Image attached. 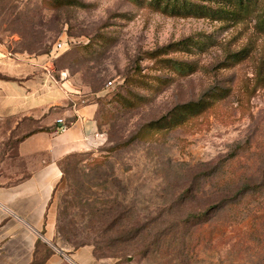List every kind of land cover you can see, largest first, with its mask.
I'll return each mask as SVG.
<instances>
[{"label": "rangeland", "instance_id": "374dc122", "mask_svg": "<svg viewBox=\"0 0 264 264\" xmlns=\"http://www.w3.org/2000/svg\"><path fill=\"white\" fill-rule=\"evenodd\" d=\"M152 1L0 0L6 49L45 55L54 78L79 92L77 105L98 104L102 136L73 161L104 162L102 186L96 173L83 172L86 202L113 207L125 228L107 230L111 213L99 220L78 203L67 207L75 229L60 239L71 248L76 239L99 240L90 246L108 264H264V0L236 21L174 16ZM62 40L68 48L52 52ZM181 40L192 46L163 57L170 62L149 57ZM199 99L208 107L179 126L138 130ZM8 127L0 121V172L25 165L13 141L37 128L25 124L7 138ZM136 132L142 141L115 148ZM67 190L56 192L57 214L80 199ZM116 235L124 242L111 246Z\"/></svg>", "mask_w": 264, "mask_h": 264}, {"label": "crops", "instance_id": "0c3cea01", "mask_svg": "<svg viewBox=\"0 0 264 264\" xmlns=\"http://www.w3.org/2000/svg\"><path fill=\"white\" fill-rule=\"evenodd\" d=\"M49 68L45 55L11 53L0 42V121L10 125L7 138L25 124L57 125L56 132H36L17 142L11 149L25 165L0 172V264H108L95 257L92 246L71 248L56 233L58 162L92 148L101 132L98 104L77 105L79 92ZM57 119L69 123L65 131L58 130Z\"/></svg>", "mask_w": 264, "mask_h": 264}, {"label": "trees", "instance_id": "16d2710c", "mask_svg": "<svg viewBox=\"0 0 264 264\" xmlns=\"http://www.w3.org/2000/svg\"><path fill=\"white\" fill-rule=\"evenodd\" d=\"M59 5L63 6H70L72 5V0H57ZM154 9H158L162 12L168 13L170 15L174 16H185V17H209L214 20H238V19H245L248 18L250 15L253 14V12L256 10V5L258 0H223L220 5H217L216 7H213L210 3L212 0H153L152 1ZM250 18V17H249ZM262 20V21H261ZM259 21H261L264 24V13H263V19L261 18ZM186 40H181L177 43H170L168 45H165L163 47L157 48L149 53V57L151 59H159L160 62L168 63L171 61V59H165L164 56L168 55L169 53H174L177 51H189V48H191V44L186 43ZM27 51V50H26ZM236 55V54H234ZM240 60L237 58L235 60V63L239 62ZM233 64V63H230ZM189 71H194L193 65H188ZM208 107V101L206 100H196V101H188L182 104H178L175 107H173L169 113L165 116H162L160 119L155 121L147 122L146 124L142 125L138 130H141L142 128L148 131L156 130V129H162L165 127H168L167 129H172L180 124L185 119H189V116H193L196 113H202L205 111V109ZM169 124V125H168ZM66 125H69V123H66ZM56 132L57 131V125H55L53 128L48 127H41V128H34L26 134L22 135L19 138H16L13 141V147L22 140L23 138L29 136L30 134L36 133V132ZM136 132L127 142L119 143L115 148H120L121 146L128 145L134 140L142 141V137L137 135ZM81 156L80 153H71L69 155H66L60 161L58 162L59 168L61 170L62 176L59 184L54 189L55 196L57 190L60 188L62 184H64V187H67L68 190L66 191L67 195H72L73 197H79L81 200L83 199V202L81 203L80 199L79 201H71L68 202L65 207H62V211H60L57 214L56 218V233L59 237H65L66 234L70 230L75 229V222L71 219L70 213L67 212V207H72L75 204L78 205L81 204V210L86 211L88 210L90 215L97 216L100 219L106 218L110 213L112 215L113 220L105 225V228L107 230H111L115 234L120 233L124 230V224L120 223V213L117 210H114L113 207L106 208L105 206L101 205L103 202L100 200H96L92 206L88 205V202H86V194L90 188L89 180L85 179V174H83L85 169L91 170L97 175V179L100 180L102 183H96V186H102L106 184L107 180H101L100 172L102 171V166L104 164L103 161H97L94 162L93 166H90L88 168V165H81L80 163L82 160H75L77 157ZM80 165V166H79ZM81 169L83 171H81ZM82 179H80V177ZM97 204V205H95ZM79 206V205H78ZM118 207V206H117ZM84 209V210H83ZM205 215V209H200L197 213V215ZM119 214V215H117ZM66 219V221H65ZM65 221L66 225L63 226L61 223ZM89 222V221H88ZM91 222V221H90ZM96 222V221H92ZM79 243L77 246H83V245H93L94 248H97V244H99L98 241H94V243H85L78 241ZM109 244L113 246L117 243H122L124 240L121 238V236H114L109 239Z\"/></svg>", "mask_w": 264, "mask_h": 264}, {"label": "built area", "instance_id": "2783aa9c", "mask_svg": "<svg viewBox=\"0 0 264 264\" xmlns=\"http://www.w3.org/2000/svg\"><path fill=\"white\" fill-rule=\"evenodd\" d=\"M67 48H68L67 40L57 41L53 46L52 52L65 51ZM56 123L59 124V128H58L59 131L63 132L66 130L67 125L66 123H64L62 119H57ZM95 136H98L100 138L102 135L100 133L99 134L97 133L95 134Z\"/></svg>", "mask_w": 264, "mask_h": 264}]
</instances>
